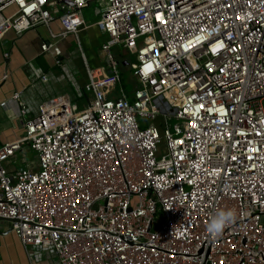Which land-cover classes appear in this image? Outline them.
<instances>
[{"label":"built area","instance_id":"1","mask_svg":"<svg viewBox=\"0 0 264 264\" xmlns=\"http://www.w3.org/2000/svg\"><path fill=\"white\" fill-rule=\"evenodd\" d=\"M94 1L0 0V37L78 35ZM101 2L108 37L101 63L84 61L83 105L22 103L20 136L0 144V216L57 264H264V0ZM115 45L136 58L130 94ZM25 146L36 161L9 168ZM221 210L235 219L212 235Z\"/></svg>","mask_w":264,"mask_h":264},{"label":"crops","instance_id":"2","mask_svg":"<svg viewBox=\"0 0 264 264\" xmlns=\"http://www.w3.org/2000/svg\"><path fill=\"white\" fill-rule=\"evenodd\" d=\"M86 20L90 25L78 35L71 33L55 40L50 37L51 29L44 24L21 34L9 29L0 37V101L20 91L17 98L10 99L7 105H0V144L20 136L18 114L22 103L35 110L41 101L61 94L85 102L87 96L78 95L79 86L86 79L84 61L86 59L92 66L101 63L102 57L99 53L97 56L95 46L100 43V37H107L96 20ZM50 26L54 31L61 28L58 20L52 21ZM43 40L53 42L49 51L42 52ZM60 58L62 63L57 62ZM35 71L48 73L47 79L37 78ZM9 228L10 223L0 219V264H57L53 254L30 257L19 237Z\"/></svg>","mask_w":264,"mask_h":264},{"label":"rangeland","instance_id":"3","mask_svg":"<svg viewBox=\"0 0 264 264\" xmlns=\"http://www.w3.org/2000/svg\"><path fill=\"white\" fill-rule=\"evenodd\" d=\"M103 5H104V3L101 2V0H96L93 3H91L89 6L85 7L84 13H85L86 18L90 22L100 19ZM107 37H108V35H107ZM107 37L105 35H103V37H100L99 38V40H100L99 44H101L103 41H105ZM99 44L95 46V52H96L97 56H98V53L100 56H102L100 53ZM112 50H113L114 54L116 55V57L119 59L120 63H122L124 65V66L121 65V68L125 70V71L123 70V72H122L121 85L124 86L123 78H125V83L128 86H130L132 89H134L136 81L132 75V69H131L130 63L132 61L136 60L135 55L131 54L129 52V50H127L126 48H124L121 45L113 46ZM121 54H124L123 58H122ZM83 102H84L83 99L78 100V103L80 106L83 105ZM139 120H140L142 126H146L148 123H150L152 121L151 119L142 118V117H139ZM160 147H161L160 151L165 152L166 144L164 141L161 143ZM24 158H26V160H28V161H31V160L36 161V158H37L36 157V151L32 150L28 146L27 150H25L24 152H18L16 154V157H15L16 162L9 161L7 166L9 168H13V167H17V166L19 167L21 164H23L22 160ZM1 220H6V219H1ZM6 221L10 223L9 220H6Z\"/></svg>","mask_w":264,"mask_h":264},{"label":"clouds","instance_id":"4","mask_svg":"<svg viewBox=\"0 0 264 264\" xmlns=\"http://www.w3.org/2000/svg\"><path fill=\"white\" fill-rule=\"evenodd\" d=\"M235 215L236 213L234 210H221L216 212L212 216L210 223L208 224V231L212 235L218 236L222 233L226 226L233 222V220L235 219Z\"/></svg>","mask_w":264,"mask_h":264},{"label":"trees","instance_id":"5","mask_svg":"<svg viewBox=\"0 0 264 264\" xmlns=\"http://www.w3.org/2000/svg\"><path fill=\"white\" fill-rule=\"evenodd\" d=\"M122 66H124V65L122 64ZM123 70H124V69H122V72H123ZM124 71H125V70H124ZM123 84H124L125 89H126V90L128 91V93L130 94L132 88H131L130 86H128V85L125 83V78H123Z\"/></svg>","mask_w":264,"mask_h":264},{"label":"water","instance_id":"6","mask_svg":"<svg viewBox=\"0 0 264 264\" xmlns=\"http://www.w3.org/2000/svg\"><path fill=\"white\" fill-rule=\"evenodd\" d=\"M0 219H6V220H10L11 221V219H8V218L2 217V216H0Z\"/></svg>","mask_w":264,"mask_h":264}]
</instances>
